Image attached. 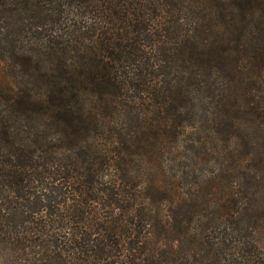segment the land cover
Returning <instances> with one entry per match:
<instances>
[{
    "label": "trees",
    "instance_id": "16d2710c",
    "mask_svg": "<svg viewBox=\"0 0 264 264\" xmlns=\"http://www.w3.org/2000/svg\"><path fill=\"white\" fill-rule=\"evenodd\" d=\"M0 61L20 264H264V0H0Z\"/></svg>",
    "mask_w": 264,
    "mask_h": 264
},
{
    "label": "rangeland",
    "instance_id": "374dc122",
    "mask_svg": "<svg viewBox=\"0 0 264 264\" xmlns=\"http://www.w3.org/2000/svg\"><path fill=\"white\" fill-rule=\"evenodd\" d=\"M19 260V257L13 253V250H10L5 246H0V264H20Z\"/></svg>",
    "mask_w": 264,
    "mask_h": 264
}]
</instances>
